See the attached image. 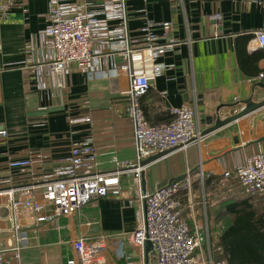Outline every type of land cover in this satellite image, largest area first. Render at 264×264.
<instances>
[{
  "label": "crops",
  "instance_id": "obj_1",
  "mask_svg": "<svg viewBox=\"0 0 264 264\" xmlns=\"http://www.w3.org/2000/svg\"><path fill=\"white\" fill-rule=\"evenodd\" d=\"M124 1L130 39L141 38L140 28L148 20L171 24L165 37L161 27L153 30L169 45L156 61L146 48L136 49L128 59L135 73L150 79L149 90L139 100L144 117L150 125L168 123L174 118L170 109L185 104L195 110L201 132L185 148L171 149L146 164L145 189L183 181L201 169L204 186L195 181L192 191L203 199L206 187L226 181L225 170H234L248 156L264 150V105L202 134L210 126L206 116L212 117L213 125L216 117L238 113L246 100H264V84L257 80L264 70V49L250 44L252 31L264 29V0ZM65 2L91 12L101 8V0ZM7 7L0 21V130L6 131L0 138V248L15 243L14 225L19 223L29 237L21 264H66L75 256L71 241L76 236L112 235L116 237L105 241L102 257L107 263L123 264L130 252L134 258L127 234L141 215L138 184L131 174L121 175L119 195L93 198L52 223L30 226L28 212L18 205L15 216L12 198L6 194L39 184L70 155L73 145L87 138L97 156L95 171H110L116 162L134 160L125 95L129 81L117 70L125 58L112 50L107 33L117 20H108L109 27L96 33L101 40L94 43L97 55L92 70L69 68L63 74L64 86H58L55 82L61 76L49 72L53 50L44 44L49 0H10ZM155 63L163 66L156 75ZM79 117L90 121L69 122ZM27 159L28 166H7L8 161ZM181 197L185 215L202 219L206 212L208 220L202 200L190 208L187 195Z\"/></svg>",
  "mask_w": 264,
  "mask_h": 264
},
{
  "label": "built area",
  "instance_id": "obj_2",
  "mask_svg": "<svg viewBox=\"0 0 264 264\" xmlns=\"http://www.w3.org/2000/svg\"><path fill=\"white\" fill-rule=\"evenodd\" d=\"M49 2V25L45 29L44 44L53 50L49 72L52 77L56 74L61 76L55 82L58 86H64L63 74L69 68L84 72L92 70L97 55L95 35L99 29L109 27L108 20H117L107 33L113 41L112 50L125 58L117 70L124 72L129 81L125 95L127 114L132 121L135 158L129 162H116L115 168L110 171H95L97 156L91 138L76 143L70 149V155L61 160L39 184L20 188L16 192L18 196H15L14 189L6 191L12 198L14 215L16 206L21 205L29 214L30 226L52 223L60 216L74 214L93 198L119 195L121 175L131 174L138 184L141 215L136 227L127 234L136 256L133 258L130 252L124 256L123 264H228L212 256L206 212L202 219L184 214L181 194L187 195L188 206L194 208L196 195L192 191L193 183L197 181L202 188L204 186L201 169L183 181L171 180L153 190H142L141 187V173L146 168V164L141 162L145 158L163 150L185 148L201 135L195 110L185 104L172 107L170 112L174 118L160 125H150L140 107V97L149 90L150 79L144 73H135L128 59L136 49L146 48L151 53V59L156 61L169 45L161 42L153 30L161 27L165 37L170 32V22L148 20L140 28L141 38L134 40L128 35L124 0H101L99 12H91L81 6L71 8L65 0ZM9 3L10 0H0V21L6 16ZM99 14H102V19L98 18ZM252 34L251 46L264 49V29L254 30ZM162 70L163 66L159 63L152 67L154 75ZM257 80L264 84V70L258 74ZM89 121L88 117L69 118L71 124ZM5 136L6 131L1 129L0 138ZM29 164L28 159L7 162L9 168ZM222 176L227 180L234 179L244 196L264 200V150L251 154L234 170H225ZM201 203L205 209L204 197ZM189 219H192V224ZM14 229L15 243L0 248V264H21V252L29 245L25 225L15 223ZM113 237L116 236L103 235L95 239L76 236L71 241L75 256L66 264H115L107 263L102 257L105 241ZM146 241L150 243L148 249L145 248Z\"/></svg>",
  "mask_w": 264,
  "mask_h": 264
},
{
  "label": "trees",
  "instance_id": "obj_3",
  "mask_svg": "<svg viewBox=\"0 0 264 264\" xmlns=\"http://www.w3.org/2000/svg\"><path fill=\"white\" fill-rule=\"evenodd\" d=\"M260 202L264 200L244 196L223 204V216L230 218L216 237L214 259L228 264H264V213L255 207Z\"/></svg>",
  "mask_w": 264,
  "mask_h": 264
},
{
  "label": "rangeland",
  "instance_id": "obj_4",
  "mask_svg": "<svg viewBox=\"0 0 264 264\" xmlns=\"http://www.w3.org/2000/svg\"><path fill=\"white\" fill-rule=\"evenodd\" d=\"M225 180L226 181H224L223 183L220 181H216L214 185L212 184L211 186L206 187V189L203 190L204 199L206 200L207 206L208 227L210 233L209 245L213 252V246L216 243V237L230 218L228 216H223V204L228 201H234V199L236 198L240 199L244 197L234 179ZM197 199L199 201L202 200L201 198H199V196L195 198V201H197ZM251 200L257 199L253 198ZM255 207L257 210L264 213V202H260L259 204L255 205ZM196 209L198 210V208Z\"/></svg>",
  "mask_w": 264,
  "mask_h": 264
},
{
  "label": "water",
  "instance_id": "obj_5",
  "mask_svg": "<svg viewBox=\"0 0 264 264\" xmlns=\"http://www.w3.org/2000/svg\"><path fill=\"white\" fill-rule=\"evenodd\" d=\"M244 108H242L238 113L236 114H233L231 116H227L226 118H219V117H216L213 125H211L212 123V117L211 116H206V123L208 125H210L208 128H206L205 130L202 131V134H206V133H209L211 131H214L220 127H222L223 125L231 122L232 120L242 116V115H245L251 111H254L255 109H258L259 107H261L262 105H264V100L260 101V102H253L251 101L250 99L249 100H246L244 101ZM171 149H167V150H163L161 152H158V153H155L153 155H150L148 156L147 158H145L141 164L142 165H145L157 158H159L160 156H162L163 154H165L167 151H169ZM141 183H142V190L145 189V186H144V171L141 173ZM145 248L148 249L150 248V243L148 241L145 242Z\"/></svg>",
  "mask_w": 264,
  "mask_h": 264
}]
</instances>
